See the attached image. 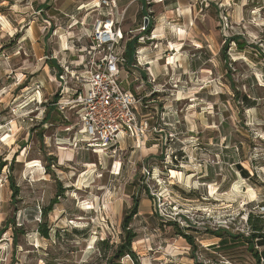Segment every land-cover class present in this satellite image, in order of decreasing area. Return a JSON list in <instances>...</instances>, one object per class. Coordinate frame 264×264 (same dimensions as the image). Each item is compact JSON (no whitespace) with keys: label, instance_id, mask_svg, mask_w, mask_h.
I'll return each instance as SVG.
<instances>
[{"label":"rangeland","instance_id":"374dc122","mask_svg":"<svg viewBox=\"0 0 264 264\" xmlns=\"http://www.w3.org/2000/svg\"><path fill=\"white\" fill-rule=\"evenodd\" d=\"M91 1L0 0V161L7 163L0 172V264H134L114 255L135 200L130 227L139 264H256L247 241L230 235L251 233V212L264 220V0L130 6L123 32L145 14L159 17L145 51L177 68L159 72L161 91L150 98L130 66L123 68V88L142 98L139 122L152 128L123 137L115 152L89 147L78 115L56 105L65 79L80 87L81 49L91 45L99 16ZM119 1L121 9L130 2ZM127 37L119 44L126 51L139 44ZM233 87L251 104L239 103ZM178 229L193 237L195 250ZM222 229L225 246L214 234Z\"/></svg>","mask_w":264,"mask_h":264},{"label":"built area","instance_id":"2783aa9c","mask_svg":"<svg viewBox=\"0 0 264 264\" xmlns=\"http://www.w3.org/2000/svg\"><path fill=\"white\" fill-rule=\"evenodd\" d=\"M146 1L148 4L164 2V0ZM91 2L94 4L92 9L98 10L99 16L93 22L91 45L81 49L83 55L80 65L85 68H81V71L76 73L75 81L80 87H70L64 77L66 73H63L60 78L62 82L65 79L63 83L67 90L63 92V97L56 102V105L62 113L68 110L78 115L86 137L84 142H88L89 147L104 152H115L123 137L144 136L152 128L147 120L139 122L138 105L142 99L123 88L121 74L123 68L129 65L133 71L147 72V79L141 80L143 83H154L157 79L147 68L151 65V61L145 60L147 47L145 44L156 39L155 30L159 17L148 16L150 18L148 25L142 23L125 33L122 25L130 4L121 9L119 0ZM151 24L153 27L148 34ZM125 36H128L127 40L137 38L139 43L135 45V61L131 64L124 55L126 47L122 49L119 46ZM140 44L144 46L140 47ZM69 90L73 92L71 95ZM160 91L158 84H154L152 93ZM161 120L167 124L165 115ZM153 129L156 127L153 126ZM259 212L264 213V206L260 207Z\"/></svg>","mask_w":264,"mask_h":264},{"label":"trees","instance_id":"16d2710c","mask_svg":"<svg viewBox=\"0 0 264 264\" xmlns=\"http://www.w3.org/2000/svg\"><path fill=\"white\" fill-rule=\"evenodd\" d=\"M153 4L155 3H150L148 4L149 7H151ZM158 4V3H156ZM144 22V19L143 21ZM152 24L150 25V29L148 30V34L151 32V29H152ZM235 41L238 40V39H234ZM238 42V41H237ZM129 49L128 51H126V57L127 59L131 62L132 61V57H131V54L133 55L132 52H134V48L135 46L130 44L129 46ZM233 90H234V94H235V98L237 99V101L241 104H243L244 106H248L251 104V99L250 97H248L246 94H241L240 91L237 90L236 87H233ZM58 97L55 99L57 100ZM49 106V107H48ZM47 109H50V110H56V107L55 106H50V105H47ZM52 107V108H50ZM50 110L48 113H46V117L43 119L42 121V124L44 123H48L50 121ZM181 155V154H180ZM179 156V154H178ZM7 163L5 162H2L0 161V172L1 170L3 169V167L6 165ZM50 166H51V163L48 165V172H49V169H50ZM236 166H237V169L239 171V173L244 177V178H250V173H249V170L246 169L245 167H243V165L241 163H236ZM11 188L12 190L14 191L15 193V196L18 194V187L16 186V184L13 182V179L11 180ZM62 191H63V188L62 186L60 185L59 186V191H58V194L57 196H61L62 195ZM58 197L54 198L51 202V204L45 208V218H47V215L48 213L54 209V205L56 203H58ZM138 207H139V201L138 200H135V203L133 204L132 208L130 211H127L126 214L124 215V220H123V223H122V229L123 231V235H122V241L121 243L117 246V249H116V252H115V257H118V258H121V257H130L133 259L134 261V264H139V261L137 259V256H136V253L133 251L132 249V244L134 242V239L136 238V233H134L133 229L130 227V224H131V221L133 219V217L135 215H137L138 213ZM248 221L250 222V225H251V233L248 235V236H233L232 234L230 235L231 238H234L235 240L236 239H239L240 237L243 238L244 240L247 241L248 243V248L249 250L252 252V255L254 256L255 260H256V264H262V260H264V249H262L261 251H259V246L260 247H264V220L262 218V215L260 214H255V213H250L249 214V217H248ZM262 222V224H260ZM175 225L178 226V224L174 223ZM179 233L184 236L186 239H187V242L191 245V247L193 248V250H195V241L193 239L192 236L190 235H186L185 233H183L182 231H180L178 229ZM43 236L49 238V232L47 229H42L41 230ZM15 233H17V228L14 229V240H15V243L17 242V239H16V235ZM226 231L222 229L219 230V231H215L214 234L218 237H220L221 241L223 243V245L225 246L226 245V239H225V235H226ZM108 242L106 240H103L102 241V244H107ZM236 243V242H235ZM221 247V245H220ZM258 247V248H257ZM111 264H113L111 262ZM196 264H203V263H200V262H196Z\"/></svg>","mask_w":264,"mask_h":264},{"label":"crops","instance_id":"0c3cea01","mask_svg":"<svg viewBox=\"0 0 264 264\" xmlns=\"http://www.w3.org/2000/svg\"><path fill=\"white\" fill-rule=\"evenodd\" d=\"M138 1H140V0H130V2L129 1H127L125 4H127L128 2H129V4H130V6L132 5V4H134L135 2H138ZM120 3H121V1H120ZM124 4V5H125ZM123 5V6H124ZM130 6H129V8H130ZM129 8H128V10H129ZM181 8H178L177 10L179 11V15L180 16H187V15H184V13H182V10H180ZM127 10V11H128ZM166 14L168 13L167 11L165 12ZM165 14V15H166ZM145 17H147V15L145 14V15H143V17H142V21H143V19L145 20ZM186 19V18H185ZM142 23H144V22H142ZM141 23V24H142ZM162 29V28H161ZM157 31H155V34H156V32H158V30L159 29H156ZM161 31V30H160ZM159 31V32H160ZM163 31V30H162ZM161 31V32H162ZM147 47H151V46H147ZM155 54V52L153 51V54L152 53H150L149 52V49L147 50V52H146V56H145V60H147V59H149L150 61H151V65L150 66H147V68H149L150 69V71H151V73L155 76V77H157V79L154 81V83H152V82H147V83H143V81H141V80H146L147 79V76H148V74H147V72L145 71V70H138V71H133L132 69H130V71L131 72H129V74L130 73H135L134 75L136 76V80H138L140 83L137 85V89L139 90V91H141V93H144V95H143V98L145 97V98H150V97H148L150 94H153L152 93V90H153V85L154 84H158V87L160 88V86H161V84H159L158 82H157V80L159 79V72H162L165 76L167 75V74H169L170 72H173L177 67H176V63H175V61L174 62H172V61H166L165 63H163L162 65H161V56H158V55H154ZM176 56V55H175ZM155 57H156V59H155ZM163 58V57H162ZM174 58V57H173ZM177 61L178 62H180L179 60V57H177ZM176 61V62H177ZM128 63L129 64H131V62L128 60ZM127 66H129V65H127ZM194 67H196V65L194 64V66H193V68ZM161 68H162V70H161ZM195 70V69H194ZM194 70H190V71H194ZM195 72H197L196 70H195ZM195 72H193V73H195ZM150 83H152V87H150L151 89L150 90H146L145 88H144V86L146 85V84H150ZM177 86V85H176ZM133 93V92H132ZM178 93H179V91H178ZM134 94V93H133ZM135 95V94H134ZM153 95H155V94H153ZM138 98V97H137ZM139 98H141V97H139ZM142 99V98H141ZM141 105V103L138 105V108H139V106ZM67 128H69V126H67L66 127V129Z\"/></svg>","mask_w":264,"mask_h":264},{"label":"bare ground","instance_id":"6f19581e","mask_svg":"<svg viewBox=\"0 0 264 264\" xmlns=\"http://www.w3.org/2000/svg\"><path fill=\"white\" fill-rule=\"evenodd\" d=\"M84 7V6H83ZM71 151H72V153L70 152L69 153V158L70 159H72L73 160V158H74V154H73V150L71 149ZM64 152H62V154H63ZM62 159H63V156H62Z\"/></svg>","mask_w":264,"mask_h":264},{"label":"water","instance_id":"95a60500","mask_svg":"<svg viewBox=\"0 0 264 264\" xmlns=\"http://www.w3.org/2000/svg\"><path fill=\"white\" fill-rule=\"evenodd\" d=\"M149 21H150V18L148 16L145 17L144 24L145 25H148L149 24Z\"/></svg>","mask_w":264,"mask_h":264}]
</instances>
